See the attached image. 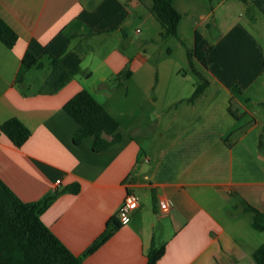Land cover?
Returning <instances> with one entry per match:
<instances>
[{
    "label": "crops",
    "instance_id": "crops-1",
    "mask_svg": "<svg viewBox=\"0 0 264 264\" xmlns=\"http://www.w3.org/2000/svg\"><path fill=\"white\" fill-rule=\"evenodd\" d=\"M242 2L251 21L230 11L216 17L217 7L199 15L212 18L207 26L216 35L206 55L209 84L189 101L197 84L185 92L180 67L154 62L147 48L153 38L131 36L136 18L142 25L154 16L152 5L0 0V17L18 35L11 49L0 41V125L15 117L30 131L21 147L0 132V179L25 203L60 192L41 220L75 255L116 217L126 194L139 198L129 222L84 264H145L153 245H164L158 264H256L264 236L257 240L254 232L262 231L252 228L247 207L264 208V116L257 110L264 109V28L254 26L264 25V0ZM26 52L40 66L16 84ZM51 56L83 73L47 93ZM124 70L130 75L118 83ZM80 90L119 124L120 141L100 152L93 137L73 142L78 124L64 105ZM240 127L228 146L225 138ZM74 184L76 193L62 192Z\"/></svg>",
    "mask_w": 264,
    "mask_h": 264
},
{
    "label": "trees",
    "instance_id": "trees-1",
    "mask_svg": "<svg viewBox=\"0 0 264 264\" xmlns=\"http://www.w3.org/2000/svg\"><path fill=\"white\" fill-rule=\"evenodd\" d=\"M242 1L246 2V0ZM151 12L160 25L161 39L178 35L181 14L173 6L172 0H152ZM0 41L9 49L18 41L17 33L2 17H0ZM212 46L198 30H195L194 48L188 53L189 59L195 57L207 70L206 55ZM34 66H40L39 59L32 53L26 52L16 74L15 83H20L25 73ZM190 67L201 81L196 85L189 99L193 101L204 92L209 81L194 68L192 63ZM82 73L80 68L69 69L58 58L51 56L50 72L44 81L42 91L57 92L75 75ZM129 75V71H121L117 74L116 81L122 83ZM64 110L78 124V130L73 136L75 144H80L87 137H93V151L100 152L120 141L121 136L117 132L118 121L87 90L77 92L65 103ZM232 114L236 119H240V115L234 112ZM243 129L244 127H240L226 137V144L231 146L237 133ZM0 132L16 147H21L30 137L29 129L15 117L2 123ZM262 135L264 136V129ZM77 191V184L62 190L72 193ZM59 193L48 195L38 202L25 203L0 179V264H84L83 258L94 252L121 226L117 216L112 217L107 221L103 232L82 255L73 254L41 220V214ZM247 210L253 213L252 228L263 231L264 208L258 210L249 206ZM163 254L164 245H153L146 254L145 264H158ZM252 257L256 264H264V242L254 251Z\"/></svg>",
    "mask_w": 264,
    "mask_h": 264
},
{
    "label": "rangeland",
    "instance_id": "rangeland-1",
    "mask_svg": "<svg viewBox=\"0 0 264 264\" xmlns=\"http://www.w3.org/2000/svg\"><path fill=\"white\" fill-rule=\"evenodd\" d=\"M176 6L179 9L181 14L180 23L178 26V35L170 36L166 39H161L158 35L160 31V25L155 20L154 16H149L150 21L144 22L142 25L139 24L140 18H136V24L134 29L131 32V36L137 41L143 40L146 36H151L153 42L148 46V50L153 53V60L158 65L169 67L172 64H175L177 67L181 68L182 75L185 76L181 80L185 92H190L194 84H199L201 81L198 75L191 70L190 63L193 64L194 68L199 71L205 78L210 76L207 74V71L202 67L195 57H192L190 60L188 53H191L194 48V31L198 30L210 43L214 41L215 29L213 26L209 28L207 23H213L211 17L206 20H203L199 15L203 12H208L211 8H216V17L219 16L223 11H230L233 14L241 13L243 18L247 21H251L247 17V7L241 0H225L223 4L218 6L220 0H175ZM145 7H150L152 5V0H142ZM143 13L145 9L142 8ZM148 15V14H146ZM261 23V24H260ZM260 23L254 24L259 28H264L263 21L261 19ZM253 25V24H252ZM138 28L139 33L135 29ZM168 50H171L170 52ZM39 79V75L37 76ZM38 82V80H37ZM257 110L260 114L264 116V109L260 106L257 107ZM264 141V136L262 137ZM244 220L249 222L250 214H245L243 217ZM159 231V229H158ZM257 233V240L261 239L264 236V231L254 232Z\"/></svg>",
    "mask_w": 264,
    "mask_h": 264
},
{
    "label": "built area",
    "instance_id": "built-area-1",
    "mask_svg": "<svg viewBox=\"0 0 264 264\" xmlns=\"http://www.w3.org/2000/svg\"><path fill=\"white\" fill-rule=\"evenodd\" d=\"M59 182V181H57ZM158 205L162 212L167 211L168 204L164 200H159ZM139 198L133 194L128 193L125 195L122 203L117 209L116 216L119 219L121 224H126L129 222L131 214L138 208Z\"/></svg>",
    "mask_w": 264,
    "mask_h": 264
}]
</instances>
